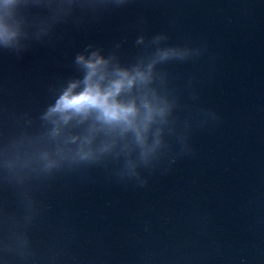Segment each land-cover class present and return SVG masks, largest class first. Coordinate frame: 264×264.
I'll use <instances>...</instances> for the list:
<instances>
[{
	"label": "water",
	"instance_id": "obj_1",
	"mask_svg": "<svg viewBox=\"0 0 264 264\" xmlns=\"http://www.w3.org/2000/svg\"><path fill=\"white\" fill-rule=\"evenodd\" d=\"M0 30V264H264V0H0ZM90 88L115 117L52 111Z\"/></svg>",
	"mask_w": 264,
	"mask_h": 264
},
{
	"label": "clouds",
	"instance_id": "obj_2",
	"mask_svg": "<svg viewBox=\"0 0 264 264\" xmlns=\"http://www.w3.org/2000/svg\"><path fill=\"white\" fill-rule=\"evenodd\" d=\"M6 2L10 3L11 0H6ZM0 34H3L2 30H0ZM109 95L110 94L102 95L95 89H91V88L87 92L81 94L78 97L70 98L69 95L66 94L64 97L61 98L56 108H54L52 111H63L72 108L79 110L85 106H94V107L102 108L107 116L115 117L117 115V110L115 106L108 104Z\"/></svg>",
	"mask_w": 264,
	"mask_h": 264
}]
</instances>
